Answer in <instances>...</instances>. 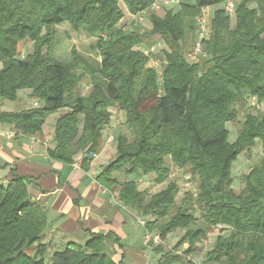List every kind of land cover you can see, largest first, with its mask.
Returning <instances> with one entry per match:
<instances>
[{
  "label": "trees",
  "instance_id": "16d2710c",
  "mask_svg": "<svg viewBox=\"0 0 264 264\" xmlns=\"http://www.w3.org/2000/svg\"><path fill=\"white\" fill-rule=\"evenodd\" d=\"M156 1L0 0V101L16 102L24 91L38 101L0 111V124L23 135H42L47 119L64 109L47 154L64 164L81 155V167L88 171L103 148L111 108L118 107L131 138L119 133L116 158L97 181L150 217L147 227L158 228L162 238L181 229L175 246L187 243L185 256L220 226L230 233L217 235L207 263L264 264V109L240 118L250 97L264 103V0H239L234 24L226 0H180L164 15L150 12ZM207 7L213 13L206 55L192 63L186 52L196 39L197 17ZM143 11L149 28L121 24ZM63 23L96 39L94 57L77 47L69 60L57 57ZM26 40L33 42V51L21 57L20 44ZM157 43L164 54L162 81L139 48ZM84 75L92 82L87 95L78 91ZM229 122L239 123L233 140ZM258 142L263 156L242 175L244 186L237 191L233 165ZM169 160L196 183L179 202L180 186L170 179ZM115 173H153L157 183H168L148 194L137 180L121 181ZM29 180L30 175L15 174L0 183V264H123L107 251L111 242L120 241L112 232L92 233L86 242L45 241L49 213L32 199ZM155 251L161 253L160 264L193 263L160 245Z\"/></svg>",
  "mask_w": 264,
  "mask_h": 264
},
{
  "label": "crops",
  "instance_id": "0c3cea01",
  "mask_svg": "<svg viewBox=\"0 0 264 264\" xmlns=\"http://www.w3.org/2000/svg\"><path fill=\"white\" fill-rule=\"evenodd\" d=\"M37 102L24 91L23 98L13 102V105L0 103V111L21 110ZM13 128L7 123L0 124V183L8 182L15 174L31 176L28 184L30 195L48 210L51 221L45 232V241L58 245L69 240L86 242L92 233L112 232L120 241L111 242L107 251L116 261L123 264H160L161 253L154 254L147 242L140 240L139 227L134 221L135 212L117 200L119 196L116 192L108 191L97 181V175L108 164L95 166L101 152L87 171L81 165L64 164L48 156L45 145L48 148L52 141H44L47 136L45 128L42 135L19 133L15 137H7L6 132ZM145 231L144 228L141 233L143 240ZM182 246L188 247V244ZM181 248L178 251L185 256L182 253L185 248ZM196 253H200L198 246L193 255L186 257L194 260ZM195 260L193 262L197 264Z\"/></svg>",
  "mask_w": 264,
  "mask_h": 264
},
{
  "label": "rangeland",
  "instance_id": "374dc122",
  "mask_svg": "<svg viewBox=\"0 0 264 264\" xmlns=\"http://www.w3.org/2000/svg\"><path fill=\"white\" fill-rule=\"evenodd\" d=\"M172 6H173L172 4L164 5V4H160V2L159 3L157 2V6L155 8H153V10H150V12L155 11L156 13H158L160 15H164L165 11ZM206 11H207V13L211 19L212 13H213V8H208V9H206ZM231 16H232V22L234 24L235 23V16H234V14H232ZM121 24L125 25V27H127V28L131 27L133 24L132 17L127 16V18L124 19L121 22ZM134 25L139 26L142 29L149 28L151 25V22H150V19L148 17V13L143 15L142 19L141 20L139 19V21ZM58 29H59V43H58V46L56 49V53H57V57L59 59L69 60L71 58V51H72L73 47H77L84 55H86L88 57L89 56L90 57L95 56L94 44L96 42V39H90V38H87L84 34H79V33L74 32L68 23H63V24L59 25ZM192 45H193V43L191 45H188L189 46L188 49ZM20 50H21V54H20L21 57H24L28 53H31L33 51V42L30 40H26V41L22 42L20 44ZM147 56L149 57L147 66L151 67V66H153L152 65L153 62L150 59V55H147ZM161 58L164 59L162 53H161ZM91 89H92V82H91L90 76L84 75L83 79L81 80V82L78 85V91L81 94L87 95V94H89ZM5 102L9 105H10V103H11V105L14 104L13 102H10V101H5ZM0 103H3V102L0 101ZM33 105H37V104L34 103ZM263 109H264V103H259L257 98L250 97L248 100V105L245 108L241 109L240 118L241 119L244 118V115L248 111L257 113L259 111H262ZM111 110L113 113L112 121H111L110 125L105 129L104 141H110V137H112V141L103 144V148L101 150V153L98 155V158L95 162V166H99L100 164H107L111 160L116 158L117 140H118V135L121 131H124L125 134H127L131 138V130L128 128V126L126 124L125 112L122 111L121 109H119L118 107H113V108H111ZM63 111H64V109L60 110L57 113L52 114L47 119V122L44 125L45 133L47 136H45L44 141H52L53 142L55 122H56L57 117ZM227 126L230 130V139L231 140L235 139L236 135H237V128L239 127V123L238 122L237 123L229 122V123H227ZM13 129L15 131H17V133L15 135V136H17L20 132L18 130H16L15 128H13ZM32 136H34V135H32ZM46 149H47V145H45V150ZM262 156H263V152H262V146H261L260 142H258L256 146H254L253 148L243 152L239 156L238 160L233 165L234 181H233L232 186L235 190L238 191L244 186L243 180H242V175L244 173L249 172L250 169L260 160V158ZM81 160H82V156L79 155L76 158L74 163L78 162L79 163L78 166H80ZM169 163L171 165L170 179L176 180L180 186V192H179L178 197H177V201L179 202L187 190H193L196 188V183H195L193 177L190 175V173L186 169L174 166L173 163L171 162V160H169ZM115 174L119 177V179L121 181H124L127 179L137 180V182L139 184V188L141 190L146 191V193H148V194H151L153 192H156V191L164 188L166 186V184L168 183V180L164 183H157L155 181L156 175L153 173L148 174V175H131V176H127L125 173H115ZM106 189L109 191L108 188H106ZM115 194L116 193H114V195ZM117 200L118 201L120 200V202L123 203L122 200L120 199V197L117 198ZM129 209L133 210L136 214V216L134 217V221L138 215L144 217L147 221L150 218V217H145L143 214H141L140 212H138L137 210H135L132 207H130ZM196 215L200 216L199 210L196 212ZM135 223H136V221H135ZM144 228L146 229V231H156V232L160 233L158 228H154L151 230L149 227H147V224H146V226H139L137 232L139 234V237H140V240L142 243H143V241H146L145 239L143 240L142 234H141L143 232ZM182 232L183 231L181 229L176 230V231L170 233V235H168L166 238H162L160 243L154 244L151 242H147V245H149L152 248V252L154 254H157V251H155V248L158 245L162 246L163 249H165V250L172 251L173 253H181L178 251L180 248L176 247L175 245H176L177 241L179 240ZM220 232H223V234L228 235L230 233V230L226 229V230L222 231L220 226L214 227L212 229V231L209 233V235L206 238H203L198 243L197 246L199 247L200 253H196L195 256L197 258L196 257L194 258V260L196 259L195 261L197 262V264H209L206 262V253L212 247L217 235ZM183 247L186 248V246H182V248ZM183 257L187 258L184 255H183ZM187 259H189V258H187ZM194 260L192 259V261H194ZM193 263H195V262H193ZM174 264H190V263H188L186 261H184V262L183 261H177V262H174Z\"/></svg>",
  "mask_w": 264,
  "mask_h": 264
},
{
  "label": "built area",
  "instance_id": "2783aa9c",
  "mask_svg": "<svg viewBox=\"0 0 264 264\" xmlns=\"http://www.w3.org/2000/svg\"><path fill=\"white\" fill-rule=\"evenodd\" d=\"M157 2L160 4H176L179 3L180 0H157L154 4V8L157 6ZM239 0H226L224 2V8L229 14H235L237 4ZM207 8L203 9V12L197 17V32H196V39L193 43V45L188 49L186 52V57L189 61L192 63H197L201 60L202 57L206 55L205 48H204V42L206 39H208L211 35V25H210V16L208 15ZM147 12L143 11L140 13L138 16H132V22L136 24L139 19L141 20L143 15H145ZM161 43H157L153 46L146 47V46H141V48L147 55H150V59L152 60V65L151 67L155 68L157 70V73L159 75L160 80L162 81V76H163V70L165 67L164 60L161 58ZM37 104V103H36ZM17 131L9 130L6 132L7 137L12 138L16 135ZM110 141H112V137H110ZM108 141V142H110ZM78 162L75 163V166H78ZM106 190V189H105ZM136 225L139 226H146L147 220L138 215L135 218ZM144 239L146 242H151L154 244H158L161 242L162 237L159 232L156 231H146L144 234Z\"/></svg>",
  "mask_w": 264,
  "mask_h": 264
}]
</instances>
